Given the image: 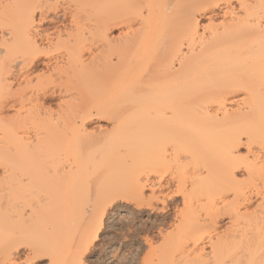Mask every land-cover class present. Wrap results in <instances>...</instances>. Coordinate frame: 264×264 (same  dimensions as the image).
<instances>
[{
  "label": "bare ground",
  "instance_id": "1",
  "mask_svg": "<svg viewBox=\"0 0 264 264\" xmlns=\"http://www.w3.org/2000/svg\"><path fill=\"white\" fill-rule=\"evenodd\" d=\"M90 181L96 219L180 199L142 264H264V0H0V264Z\"/></svg>",
  "mask_w": 264,
  "mask_h": 264
},
{
  "label": "rangeland",
  "instance_id": "2",
  "mask_svg": "<svg viewBox=\"0 0 264 264\" xmlns=\"http://www.w3.org/2000/svg\"><path fill=\"white\" fill-rule=\"evenodd\" d=\"M51 27L52 26H48L47 28ZM56 104L58 105L57 101H53L46 106L48 107L51 105L49 109L56 112L58 109ZM97 125L103 128H109L110 126L107 122L94 121L93 124L88 125V130L92 131ZM240 152L244 154L242 149ZM93 168L94 166L91 165L89 171L91 172ZM241 174L242 173L239 172L237 173V179H241ZM94 184V182H88L89 196L84 199V204L82 206L84 210L75 217H68V228L66 226L61 227L62 221L60 223L61 218L58 216L48 217L45 220L44 233L41 235L40 239H42L46 251L53 256L54 264H71L74 262V258L77 260L78 256L80 258L83 256V264H142V259L148 251V248H146L147 246L144 244V240L148 237V239H151L152 236L154 239L157 237L156 241L152 238L153 242H156L155 244L157 245L160 241V238L158 239L157 236L158 231L162 230L163 233L171 232L173 229V208L174 206L181 207L180 199L172 203L169 202L167 215L169 213L172 215L169 214L168 216L160 212H151V210H146L140 205L141 208L139 209L136 203L135 205L132 203L134 201L125 200L121 202V200H117L114 204L112 203L110 207L100 206L99 210L100 208H106V210L104 209V216H102L101 219H96L97 215L92 217V214H90L94 212L92 211ZM117 212H119V216L116 215ZM164 216L168 218H164ZM92 218H95L97 222L99 221L98 224H96V220H92ZM219 222V226L223 228L226 227L227 219L223 218ZM90 226H92L93 229L94 227H98V231L96 232L97 236L94 240H89V238L93 236ZM87 229L90 230L86 231ZM84 232H87V235L90 237L86 239V243L84 242L83 244L82 241L85 237H88L83 236V234H86ZM88 232L91 233L88 234ZM81 246L83 247L81 248ZM22 252L24 253L23 255ZM49 253L44 254L48 257V261L50 262ZM20 254L23 259L26 251L21 248ZM75 263L77 264V262ZM49 264H51V262Z\"/></svg>",
  "mask_w": 264,
  "mask_h": 264
},
{
  "label": "snow or ice",
  "instance_id": "3",
  "mask_svg": "<svg viewBox=\"0 0 264 264\" xmlns=\"http://www.w3.org/2000/svg\"><path fill=\"white\" fill-rule=\"evenodd\" d=\"M116 215L119 216V212H117ZM22 248L27 252V255L24 256L23 260L18 261L17 264H49L48 257L38 249L29 245H23ZM23 254L22 252V255ZM77 264H83V262L78 260Z\"/></svg>",
  "mask_w": 264,
  "mask_h": 264
}]
</instances>
